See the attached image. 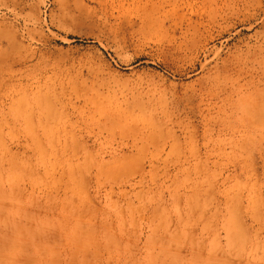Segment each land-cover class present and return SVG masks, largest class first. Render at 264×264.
<instances>
[{"label": "rangeland", "instance_id": "1", "mask_svg": "<svg viewBox=\"0 0 264 264\" xmlns=\"http://www.w3.org/2000/svg\"><path fill=\"white\" fill-rule=\"evenodd\" d=\"M0 264H264V0H0Z\"/></svg>", "mask_w": 264, "mask_h": 264}]
</instances>
